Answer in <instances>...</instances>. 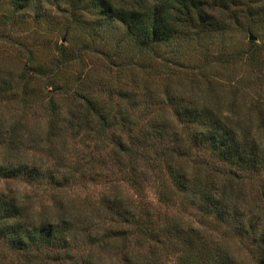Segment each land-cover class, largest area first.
Masks as SVG:
<instances>
[{
  "label": "trees",
  "instance_id": "16d2710c",
  "mask_svg": "<svg viewBox=\"0 0 264 264\" xmlns=\"http://www.w3.org/2000/svg\"><path fill=\"white\" fill-rule=\"evenodd\" d=\"M32 1L17 0V4L25 8ZM83 2L124 23L128 37L143 55H156L161 46L201 40L241 25L218 24L215 15L205 9V0H75L76 6ZM247 14L260 15L250 10ZM195 18L196 24H188ZM250 27L264 32V24ZM263 50L251 41L247 51L222 53L205 65L244 60L259 67ZM59 53L57 70L75 59L63 45ZM126 66V61L119 65ZM57 70L49 79H56ZM200 76L210 81L204 73ZM88 82L85 76L78 88L61 92V83L52 92L46 90L51 140L43 143L49 151L62 154L63 150L57 151L55 136L69 129L74 133L83 129L85 139L92 140L94 135L112 148L120 164L125 161L124 180L137 199L114 192L91 204L57 196L48 205L36 207L26 199L2 194L0 245L13 257L2 264H264V180L252 204L244 183L249 177L264 178V140L243 131L240 121L225 114L218 104L196 101L191 95L178 98L170 92L163 103L171 115H153L143 126L136 122L135 127L132 116L142 104L136 85L110 83L108 99H100L87 92ZM25 85L23 94L27 96L30 85ZM61 95L72 102L68 107L59 103ZM114 97L121 101L114 104ZM201 151L209 159L192 162ZM141 163L163 175L159 204L169 205L173 196L181 194L216 228L224 226L228 231L215 235L207 224L184 225L177 215L162 214L142 192L148 172L141 170ZM28 167L25 162L28 180L57 193L77 176L86 175L73 168L64 173L60 167ZM20 172L11 162H0V178L10 179Z\"/></svg>",
  "mask_w": 264,
  "mask_h": 264
},
{
  "label": "rangeland",
  "instance_id": "374dc122",
  "mask_svg": "<svg viewBox=\"0 0 264 264\" xmlns=\"http://www.w3.org/2000/svg\"><path fill=\"white\" fill-rule=\"evenodd\" d=\"M205 1V9L215 15L218 24L241 25L201 40L161 46L156 55H143L128 37L124 23L105 16L92 3L76 6L75 0H33L21 8L17 0H0V88L4 90L0 91V162H11L21 171L13 178H0V196L26 199L36 207L48 205L57 196L91 204L114 192L137 199L131 185L124 180L125 161L120 164L112 148L94 135L92 140L85 139L83 129L75 133L69 129L61 133L62 136H55L57 151L63 150L62 154L49 151L43 143L51 140L46 90L52 92L61 83L64 84L61 92L78 88L85 76L86 81L89 80L87 92L100 99H108L110 83L136 85L141 90L138 101L142 104L132 116L135 124L143 126L153 115L170 116L171 109L163 103L170 92L178 98L187 99V95H191L196 101L218 104L225 114L240 121L243 131H250L264 140V53L259 67L249 66L244 60H235L225 66L215 62L205 65L207 61H215L219 54L247 51L250 33L257 37L255 43L264 49V32L250 27L264 24L260 23L264 20V0ZM247 10L260 15H249ZM188 24H196V18ZM62 45L75 59L57 70L56 61ZM124 61L128 66L119 67ZM56 70L60 74L56 79H49ZM201 73L210 81L202 79ZM25 83L30 85L27 96L23 94ZM68 99L67 95H61L59 103L68 107L72 103ZM113 101L115 104L121 100L114 97ZM148 103L151 105L146 107ZM196 154L199 159L193 156L192 162L209 159L203 151ZM25 162L29 167L33 164L52 169L60 167L64 173L73 168L78 174L85 172L86 175L77 176L68 188L57 193L43 183L28 180ZM140 168L148 172L142 192L162 214L177 215L184 225L207 224L211 230L215 229V235L228 231L224 226L216 228L210 218L188 204L181 194L173 196L169 205L159 204L163 175L144 164ZM245 180V193L250 194L252 204L251 199L260 190L264 178L253 176ZM10 259L13 257L1 244L0 264Z\"/></svg>",
  "mask_w": 264,
  "mask_h": 264
},
{
  "label": "water",
  "instance_id": "95a60500",
  "mask_svg": "<svg viewBox=\"0 0 264 264\" xmlns=\"http://www.w3.org/2000/svg\"><path fill=\"white\" fill-rule=\"evenodd\" d=\"M249 40L253 41V42H257V37H255L254 35H252L251 33L249 34Z\"/></svg>",
  "mask_w": 264,
  "mask_h": 264
}]
</instances>
